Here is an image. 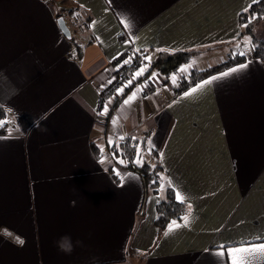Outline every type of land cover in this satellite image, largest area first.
<instances>
[{
  "label": "crops",
  "instance_id": "0c3cea01",
  "mask_svg": "<svg viewBox=\"0 0 264 264\" xmlns=\"http://www.w3.org/2000/svg\"><path fill=\"white\" fill-rule=\"evenodd\" d=\"M258 1L0 0V106L9 126L0 135V264H232L228 250L264 244L259 60L208 77L190 96L198 84L180 91L185 75L174 83L162 74L137 82L115 105L99 95L128 49L155 61L234 41L239 15ZM64 2L90 18L75 41L81 55L56 23ZM248 41L241 36L236 49ZM129 137L158 153L162 185L183 197L187 226L183 217L168 235L172 223L159 232L162 195L149 194L143 207L138 176L109 157L108 146ZM66 234L83 241L71 255L55 245ZM236 258L264 264L259 252Z\"/></svg>",
  "mask_w": 264,
  "mask_h": 264
},
{
  "label": "trees",
  "instance_id": "16d2710c",
  "mask_svg": "<svg viewBox=\"0 0 264 264\" xmlns=\"http://www.w3.org/2000/svg\"><path fill=\"white\" fill-rule=\"evenodd\" d=\"M45 2L49 4L50 0H45ZM61 12L69 16L74 24L79 23L80 25H78V28L81 31L84 33L87 31L88 25L90 24V18L83 17L82 14L77 11L76 7H69L63 9ZM59 17L63 16L61 14L56 15L57 19ZM260 20H264V0H259L258 2L252 4L247 10L239 15V23L243 30L241 31L240 36L234 41L224 44H216L214 46H207L200 50L204 53L214 52L216 50H225L237 42L241 36L248 35L251 41V44L249 45V56L240 55V53L236 52L228 53L225 56V60L221 61L217 65L204 70L191 72L187 76L180 78V91L193 87L210 76L218 74L234 66L243 64L249 59L259 60L264 65V37L257 39L252 35L253 24ZM122 39L123 38H120V40ZM69 41L76 48L75 51L77 52V55H81L82 48L80 45L77 44L72 37ZM200 51H178L165 53L161 55V58L155 61L149 60L150 62L143 80L148 78V75L153 70L164 75L165 77L175 76L183 65L189 63L191 56L200 54ZM119 72L131 74V71L124 70V68H121ZM123 97H125V94L115 98V100H113L114 105L117 102H120ZM8 128L9 126L7 123L6 112L4 111L3 107L0 106V135L6 134L8 132ZM93 150L96 153L98 151L96 157L99 158V147H95ZM138 151L140 155L144 152L147 153L149 160H143L142 164H137L136 160ZM107 152L110 158H119L123 161V165L120 166L122 170L134 173L140 179L143 188V207L149 194L162 195V199L155 208L157 218L154 222V225L159 232L164 231L166 227L173 221L177 222L182 220L184 215L187 213V207L185 203L176 199L173 189L169 187H163L161 179L163 167L158 161L159 158L157 152L154 150H149L143 142L140 143L139 140L134 139L133 137H129L120 141L117 146H108Z\"/></svg>",
  "mask_w": 264,
  "mask_h": 264
},
{
  "label": "rangeland",
  "instance_id": "374dc122",
  "mask_svg": "<svg viewBox=\"0 0 264 264\" xmlns=\"http://www.w3.org/2000/svg\"><path fill=\"white\" fill-rule=\"evenodd\" d=\"M62 4L65 5L63 7H66L67 5H69V3H65V2L62 3ZM55 7L57 8V4H55ZM58 14H61L63 16V18L65 19L66 26L69 27L68 29H70L71 35L73 36V38H74L75 41H77L78 35L83 36L85 34L83 31H81L78 28V25H80L79 23L74 24L73 21H72V19L69 16L63 14L60 10L58 11ZM263 29H264V20L258 21L255 24V34L256 35H253L254 38H259L257 35L260 34L263 31ZM244 46H245V43L244 44H241L239 46L240 48L238 50V47L236 49V44H233L229 48H226L225 50H222V51L221 50H216L214 53H204V52H201L200 51L201 52L200 54H197V55L195 54V55L191 56V59L189 60V63H187L186 65H183L180 68V70L178 71V73L176 74V76H178V77H179V75L180 76L181 75L187 76L191 72L204 70L206 68H210V66L213 67V66L217 65L218 63H220L221 61L225 60V56L228 53H234V52L241 53V52H243L244 55L247 54L246 56H249V49L247 47H244ZM193 61H195V63H193ZM189 65H191V67H188ZM129 68L132 69L133 66L132 67H129ZM129 68H127L126 70L127 71H131ZM185 68H187V71H181L182 69H185ZM134 71H135V69H134ZM146 71H147V69H146ZM157 74H159V73L157 71L153 70L148 75V78L147 79L148 80H154V77ZM143 78H144V76L141 79L143 80ZM170 78H173V76H171ZM141 79L140 80H137V82L140 83ZM169 84H170V81L166 85L169 86ZM176 87L178 88L179 86L176 85ZM105 88H107V82H106V84L104 83V89L102 91V95H105V94H108V95L103 96L102 102H106L108 99L110 100L111 98L113 100H115V98H113V97H116L117 95L116 96H112L113 95V94H111L112 92H106L105 91ZM132 88L133 87L130 86L129 88L126 89V91L124 93L120 94L119 96H121L123 94H126ZM105 107L106 106L102 105V108H105ZM108 108H110V106ZM139 142L142 143V141H139ZM139 146H140V144H139Z\"/></svg>",
  "mask_w": 264,
  "mask_h": 264
},
{
  "label": "built area",
  "instance_id": "2783aa9c",
  "mask_svg": "<svg viewBox=\"0 0 264 264\" xmlns=\"http://www.w3.org/2000/svg\"><path fill=\"white\" fill-rule=\"evenodd\" d=\"M125 61H127V63H125ZM149 62H150L149 57L143 52L134 51L133 49H128L123 55L118 57L112 63L113 72L110 74L108 80L106 81L107 88H105V91L112 92L111 93L113 94L112 96L117 95L116 97H113V98H117L120 94L124 93L126 89L129 88L130 86L134 87L137 83V80H140L144 76L146 70L140 76H135V73L139 72L140 69L142 68L147 69ZM132 66L133 68L130 69L129 67H132ZM121 68H124V70L129 68L131 70V74H128L126 72L120 73L119 70ZM126 85L127 87H125ZM121 88L123 89V92L118 94V90ZM103 89H104V84L99 90L101 101L103 100V96L108 95V94L102 95Z\"/></svg>",
  "mask_w": 264,
  "mask_h": 264
},
{
  "label": "snow or ice",
  "instance_id": "6c2138e0",
  "mask_svg": "<svg viewBox=\"0 0 264 264\" xmlns=\"http://www.w3.org/2000/svg\"><path fill=\"white\" fill-rule=\"evenodd\" d=\"M123 22H124V21H122V23H123ZM128 26H129V25L126 24V27H128ZM250 44H251V41H248V42L246 43V47H247L248 45H250ZM240 55H244V53L241 52ZM125 63H127V61H125ZM193 63H195V61H193ZM188 67H191V65H189ZM246 67H247V65H241V68H246ZM145 70H146V69H143V68L140 69L139 72H136V73H135V76H140V75H142L143 72H144ZM181 71H187V68L182 69ZM232 71L235 72V71H238V69H233ZM223 75L226 76V75H228V73H224ZM134 78H135V77H134ZM215 79H216V78L213 77V80H215ZM173 82L175 83V78H173ZM211 82H212V81L209 80V81H204L203 84H198V85H196L195 87H193V88L191 89L190 92L185 93V96L193 95V94L196 93L198 90H200V89L203 87L204 84H209V83H211ZM125 87H127V85H126ZM138 91H139V90H138ZM122 92H123V89H122V88L118 90V94H120V93H122ZM135 95H136V94L133 93L132 96H129L128 99L125 100V102H124L125 105H129V104L135 99ZM109 103H111V102H109ZM107 112H108V109H107V107H105V108H104V111H103V113H101V115H105V114H107ZM113 123L115 124L116 122L113 121ZM109 143H111V141H109ZM101 151H103V149H102ZM102 162H103V161H102ZM119 162H120V163H123V161H119ZM136 163H137V164H142V163H143V158H142V156L139 154V151L137 152V160H136ZM117 175H119V173H117ZM175 196H176V199H177L178 201L183 202V197L181 196V194H180L179 192H176V193H175ZM183 219H184V224H185V226H187V224H188V222H189V218H188V216H185ZM178 227H180V225L177 224L175 221H173L172 224L169 226V230H168V232H166L165 235H168L169 232L173 231L174 228H178ZM5 234H6V235H11L10 233H7V232H5ZM16 239H17V242H18V243H21V244L23 243V241L20 240L19 238H16ZM220 247H221V249L224 248L223 245H221ZM239 252H248L249 254H251L252 252H259V253L264 254V244L259 245V246L254 247V248H251V249H230V250H228V255L231 256V257H233V259H232V264H239V261H238V259L236 258V254L239 253ZM218 255L223 256V255H224V251H220V252L218 253Z\"/></svg>",
  "mask_w": 264,
  "mask_h": 264
},
{
  "label": "clouds",
  "instance_id": "9594fccd",
  "mask_svg": "<svg viewBox=\"0 0 264 264\" xmlns=\"http://www.w3.org/2000/svg\"><path fill=\"white\" fill-rule=\"evenodd\" d=\"M126 17L129 13L124 14ZM57 249L65 255H71L76 247H82L83 241L76 240L73 241L70 235H63L58 240L55 241Z\"/></svg>",
  "mask_w": 264,
  "mask_h": 264
},
{
  "label": "water",
  "instance_id": "95a60500",
  "mask_svg": "<svg viewBox=\"0 0 264 264\" xmlns=\"http://www.w3.org/2000/svg\"><path fill=\"white\" fill-rule=\"evenodd\" d=\"M58 29L60 30V32L62 33V35L70 40L71 39V33L70 30L68 29V27L66 26L65 20L63 19V17H59L56 21Z\"/></svg>",
  "mask_w": 264,
  "mask_h": 264
}]
</instances>
